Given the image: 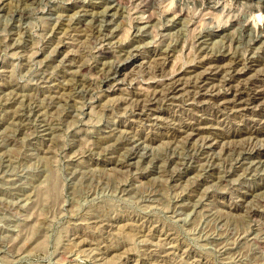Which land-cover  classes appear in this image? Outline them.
Returning <instances> with one entry per match:
<instances>
[{
	"label": "rangeland",
	"instance_id": "obj_1",
	"mask_svg": "<svg viewBox=\"0 0 264 264\" xmlns=\"http://www.w3.org/2000/svg\"><path fill=\"white\" fill-rule=\"evenodd\" d=\"M262 6L0 0V264H264Z\"/></svg>",
	"mask_w": 264,
	"mask_h": 264
},
{
	"label": "bare ground",
	"instance_id": "obj_2",
	"mask_svg": "<svg viewBox=\"0 0 264 264\" xmlns=\"http://www.w3.org/2000/svg\"><path fill=\"white\" fill-rule=\"evenodd\" d=\"M260 2H261V1H260ZM101 3H102V2H101ZM262 7H263V6H262ZM258 8H259V7H258ZM263 8H264V7H263ZM263 8H262L261 10H264ZM259 10H260V9H259ZM127 53H128V52H127ZM127 53H126V54H127ZM158 53H159V52H158ZM263 53H264V52H263ZM130 55H131V54H130ZM262 55H263V54H262ZM260 58H261V57H260ZM263 58H264V56H263ZM156 59H157V58H156ZM158 59H159V57H158ZM237 59H238V58H237ZM240 59H241V58H240ZM160 60H161V59H160ZM231 60H233V58H232ZM238 60H239V59H238ZM158 61H159V60H158ZM251 61L254 62L253 60H251ZM256 61H258V60H256ZM263 61H264V60H263ZM159 62H160V61H159ZM231 62H232V61H231ZM233 62H234V61H233ZM240 62H241V61H240ZM242 62H243V61H242ZM245 62H246V61H245ZM260 62H261V61H260ZM157 63H158V62H157ZM160 63H162V62H160ZM222 63H223V62H222ZM158 64H159V63H158ZM237 64H238V63H235V64H232L231 66H229L228 64H224V65H228V66H229L227 69H228V71L230 70L231 73H232V72H236V73H235V77H236V78H240L241 76L244 77L243 74H242V72H243L244 69H245L246 67H248V66L245 65L244 67L238 69V68H237ZM244 64H245V63H244ZM256 64H257V63H256ZM263 64H264V63H263ZM263 64H262V65H263ZM240 65H241V64H240ZM240 65H239V66H240ZM242 65H243V64H242ZM116 67H117V66H116ZM160 67H161V66H160ZM160 67H159V69H161ZM221 67H223V66H221ZM156 68H157V67H156ZM207 68H208V67H207ZM209 68H210V66H209ZM249 68H250V67H249ZM159 69H158V70H159ZM227 69H226V70H227ZM261 69H264V68L262 67ZM155 70H156V69H155ZM205 70H207V69L205 68ZM205 70H204V71H201V74H199V75H201V78H202V79H201V85L199 86V88H200L199 91H200L201 93L197 92L198 89H196L197 91H195V92H197L196 94L199 93V96H205V95L207 94L206 91H205V90H206V84H205L204 81H205L206 79H208V77H207L208 73H209V75L212 74V75L214 76V75L218 74V73L221 72V71H222L221 74H223V71H225L223 68H219L218 66H217V68H215V66H214V68H211V71L209 70L208 73H206L207 71H205ZM230 71H229V73H230ZM246 72H247V71H246ZM226 73L228 74L227 71H226ZM231 73H230V74H231ZM225 75H226V74H225ZM230 76H231V75H230ZM233 76H234V75H233ZM195 77H198V76H195ZM195 77H194V78H195ZM217 77H218V76H217ZM222 77H223V76H222ZM228 77H229V75H228ZM252 77H253V76H252ZM213 78H214V77H213ZM218 78H219V77H218ZM231 78H232V77H231ZM236 78H235V79H236ZM189 79H192V77L189 78ZM197 79H198V78H197ZM224 79H225V78H223V80H224ZM247 79H248V78H247ZM170 80H171V79H170ZM192 80L194 81V79H192ZM208 80H209V79H208ZM212 80H213V79H212ZM241 80H242V79H241ZM241 80H239V81H240L239 83H241ZM244 80H245V79H244ZM180 81H181V80H180ZM182 81H183V80H182ZM182 81H181V82H182ZM186 81H188V80H186ZM190 81H191V80H189L188 82H190ZM198 81H199V80H198ZM206 81H207V80H206ZM181 82H180V83H181ZM183 82H184V81H183ZM207 82H208V81H207ZM211 82H212V81H211ZM231 82H232V81H230V80H228V78H226V80L223 81V84H222V85L228 86L229 88L232 89V85H233V84H232ZM236 82H237V81H235V83H236ZM250 82H251V81H250ZM252 82H253V81H252ZM185 83H187V82H185ZM190 83H191V82H190ZM218 83H219V82H218ZM218 83H217V84H218ZM221 83H222V82H221ZM159 84H160V83H159ZM167 84H168V83H167ZM188 84H189V83H188ZM195 84H196V83H194V85H193V84H192V85L195 86ZM241 84H243V83H241ZM241 84L238 85V86L235 85V86H237V87H236L235 90H234L235 93H234V95H233V98L231 97L232 99L228 98V97L225 96V95H220V89H218V90H219V91H218L219 94H216V96H217V98H218V100H219L218 102H220L219 105H220V106H233V107H237V108L239 107V108H240V107H242V106H245V104H246V105L251 104V103L254 104V102H255V104H256V101H257V99H258L257 96H259V94L261 93V91H260V90H257V89H254L255 92H253L254 90H253V91H248V92H247V90L245 91V87H244L243 85H241ZM244 84H245V83H244ZM249 84H250V83H249ZM249 84H248V85H249ZM255 84H256V83H255ZM160 85H161V84H160ZM179 85H181V84H177V83H175V84L172 86V87H174V89H172L170 92H171V93H174L175 91L178 92V90L180 89V88H179ZM208 85H209V83H208ZM210 85H211V83H210ZM210 85H209V87H210ZM246 85H247V84H246ZM164 86H165V85H164ZM183 86H184V85H183ZM189 86H190V85H189ZM219 86H220V85H219ZM219 86H218V87H219ZM162 87H163V86H162ZM166 87H169V86H166ZM166 87H165V88H166ZM186 87H187V86H186ZM197 87H198V86H197ZM211 87H212V85H211ZM215 87H217V86L215 85ZM251 87H252V86H251ZM169 88H170V87H169ZM193 88H194V87H193ZM220 88H221V86H220ZM225 88H227V87H225ZM161 89H162V88H161ZM163 89H164V88H163ZM185 89H187V88H185ZM214 89H215V88H214ZM222 89H223V88H222ZM222 89H221V90H222ZM247 89H248V88H247ZM167 90H168V89H167ZM194 90H195V89H194ZM208 90L210 91L211 88H209ZM152 91H154V89H152ZM164 91H166V89H165ZM180 91H181V90H180ZM203 91H204V92H203ZM222 91H223V90H222ZM160 92H161V91H160ZM191 92H192V91H190V93H191ZM195 92H194V93H195ZM136 93H138V92H136ZM139 93H140V92H139ZM146 93H147V92H146ZM148 93H149V92H148ZM152 93H153V92H152ZM152 93H151V95H152ZM164 93H165V92H164ZM168 93H169V92H168ZM178 93H179V92H178ZM187 93H188V92H187ZM187 93H186V94H187ZM212 93H213V90H212ZM212 93H211V94H212ZM216 93H217V91H216ZM149 94H150V93H149ZM183 94H185V93H183ZM134 95H135V94H134ZM165 95H166V94H165ZM171 95H172V94H170V96H171ZM178 95H180V93H179ZM129 96H130V95H129ZM131 96H133V95H131ZM144 96L147 97L146 94H145ZM144 96H143V97H144ZM189 96H190V95H189ZM194 96H195V95H194ZM194 96H193V97H194ZM196 96H197V95H196ZM207 96H208V95H207ZM135 97H137V96H135ZM139 97H140V96H139ZM139 97H138V98H139ZM143 97H142V98H143ZM146 97H145V98H146ZM148 97H149V96H148ZM154 97H155V96H154ZM156 97H157V96H156ZM175 97H177V96H175ZM149 98L151 99V97H149ZM158 98H159V96H158ZM178 98H179V97H178ZM194 98H195V97H194ZM200 98H201V97H200ZM217 98H216V99H217ZM129 99H130V97H129ZM143 99H144V98H143ZM172 99H173V98H172ZM152 100H153V99H152ZM184 100H185V99H184ZM198 100H199V99H198ZM203 100H204V98H203ZM135 101H136V100H135ZM144 101H145V100H144ZM147 101H148V100H147ZM149 101H150V100H149ZM179 101H180V100H179ZM179 101H178V102H179ZM196 101H197V100H196ZM210 101H211V100H210ZM216 101H217V100H216ZM133 102H134V101H133ZM136 102H137V101H136ZM142 102H143V101H142ZM151 102H152V101H151ZM188 102H189V101H188ZM207 102H208V101H207ZM257 102H258V101H257ZM140 103H141V102H140ZM145 103H146V102H145ZM181 103H182V102H181ZM190 103H191V102H190ZM200 103H201V102H200ZM212 103H213V102H212ZM137 104H138V103H137ZM141 104H142V103H141ZM215 104H216V103H215ZM144 105H145V104H144ZM209 105H210V104H209ZM216 105H218V104H216ZM256 105H257V104H256ZM183 106H184V105H183ZM204 106H205V105H204ZM212 106H213V105H212ZM141 107H143V106H141ZM144 108H145V107H144ZM203 108H204V107H203ZM205 108H206V107H205ZM208 108H209V107H208ZM213 108H214V107H213ZM239 108H238V109H239ZM227 109H228V108H227ZM240 109H241V108H240ZM142 110H143V109H142ZM148 110H149V109H148ZM200 110H201V109H200ZM200 110H199V111H200ZM219 110H220V109H219ZM221 110H222V109H221ZM221 110H220V111H221ZM234 110H235V109H234ZM152 111H153V110H152ZM203 111H204V110H203ZM222 111H223V110H222ZM215 112H216V111H215ZM206 114H207V113H206ZM154 115H155V113H154ZM156 115H157V114H156ZM150 116H152V115H150ZM200 117H201V116H200ZM200 117H199V118H200ZM192 118H193V117H192ZM156 119H158V118H156ZM151 120H152V119H151ZM153 120H154V119H153ZM242 120H243V119H242ZM256 120H257V119H256ZM258 120H261V121H262L261 118L258 119ZM261 121H260V122H261ZM197 122H198V121H197ZM190 123H191V122H190ZM212 123H213V122H212ZM212 123H211V124H212ZM187 124H189V123H187ZM200 124H201V123H200ZM200 124H199V125H200ZM255 124H256V123H255ZM255 124H254V125H255ZM257 124H258V123H257ZM257 124H256V125H257ZM192 125H193V124H192ZM196 125H198V124H196ZM205 125H207V124H205ZM212 125H213V124H212ZM250 125H251V124H250ZM256 125H255V126H256ZM261 125H262V124H261ZM186 126H187V125H186ZM201 126H202V125H201ZM201 126H200V127H194L193 130H200V129H201ZM242 126H243V125H242ZM252 126H253V123H252ZM181 127H182V126H181ZM203 127H204V126H203ZM250 127H251V126H250ZM169 128H170V127H169ZM174 128H175V127H174ZM177 128H178V127H177ZM179 128H180V127H179ZM182 128H183V127H182ZM204 128H205V127H204ZM241 128H242V127H241ZM241 128H240V129H241ZM171 129H172V127H171ZM190 129H192V128H190ZM238 129H239V128H238ZM250 129H251V128H250ZM261 129H263V128H261ZM176 130H177V129H176ZM182 130H183V129H182ZM243 130L245 131V129H243ZM252 130H253V129H252ZM253 131H254V130H253ZM263 131H264V130H263ZM168 132H169V131H168ZM170 132H171V130H170ZM197 132H198V131H197ZM185 133H186V132H185ZM193 133H194V132H193ZM238 133H239V132H238ZM245 133H246V132H245ZM257 133H258V132H257ZM178 134H179V133H178ZM188 135H189V134H188ZM190 135H192V133H190ZM257 135H258V134H257ZM202 136H203V135H202ZM241 136H242V135H241ZM217 137H218V136H217ZM208 138H209V137H208ZM204 139L206 140V137H205ZM209 142L212 143V142L210 141V139H209ZM133 144H135V142H134ZM263 144H264V143H263ZM209 145H211V144H209ZM209 145H208V146H209ZM229 149H230V148H229ZM239 154H240V153H239ZM202 161H203V160H202ZM253 161H254V160H253ZM253 161H252V162H253ZM200 162H201V161H200ZM209 163H210V161H209ZM209 163H208V164H209ZM254 163H255V162H254ZM254 163H253V164H254ZM250 164H251V161H250ZM251 165H252V164H251ZM210 166H211V165H210Z\"/></svg>",
	"mask_w": 264,
	"mask_h": 264
}]
</instances>
